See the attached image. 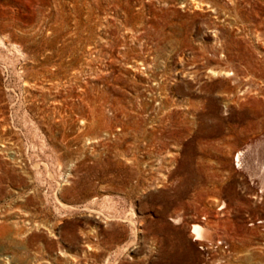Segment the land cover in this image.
Listing matches in <instances>:
<instances>
[{"label": "rangeland", "instance_id": "rangeland-1", "mask_svg": "<svg viewBox=\"0 0 264 264\" xmlns=\"http://www.w3.org/2000/svg\"><path fill=\"white\" fill-rule=\"evenodd\" d=\"M0 264H264V0H0Z\"/></svg>", "mask_w": 264, "mask_h": 264}, {"label": "bare ground", "instance_id": "bare-ground-1", "mask_svg": "<svg viewBox=\"0 0 264 264\" xmlns=\"http://www.w3.org/2000/svg\"><path fill=\"white\" fill-rule=\"evenodd\" d=\"M194 231L198 239H204L207 236V230L204 229L201 225L195 224Z\"/></svg>", "mask_w": 264, "mask_h": 264}]
</instances>
